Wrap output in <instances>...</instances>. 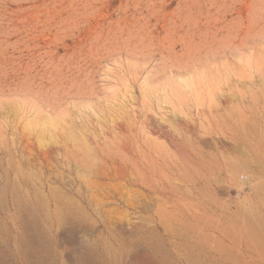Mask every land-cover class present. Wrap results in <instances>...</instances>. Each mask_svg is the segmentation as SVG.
<instances>
[{"label":"rangeland","instance_id":"rangeland-1","mask_svg":"<svg viewBox=\"0 0 264 264\" xmlns=\"http://www.w3.org/2000/svg\"><path fill=\"white\" fill-rule=\"evenodd\" d=\"M0 264H264V0H0Z\"/></svg>","mask_w":264,"mask_h":264}]
</instances>
